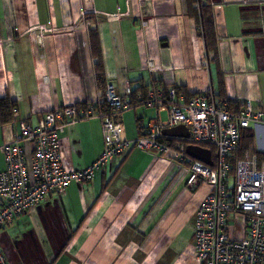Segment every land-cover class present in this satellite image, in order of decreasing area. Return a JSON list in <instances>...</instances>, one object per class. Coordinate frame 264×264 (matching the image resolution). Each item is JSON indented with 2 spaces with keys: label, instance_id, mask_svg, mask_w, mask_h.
Wrapping results in <instances>:
<instances>
[{
  "label": "crops",
  "instance_id": "obj_1",
  "mask_svg": "<svg viewBox=\"0 0 264 264\" xmlns=\"http://www.w3.org/2000/svg\"><path fill=\"white\" fill-rule=\"evenodd\" d=\"M203 3L213 11L226 99L264 111V0ZM192 5L197 9L194 0H0V100L9 97L18 108L12 123L0 122V148L15 140L19 120L36 124L47 111L98 100L91 27L107 83L120 93L153 83L211 93L216 70ZM155 114L136 108L118 115L123 138L141 137L138 125L145 134ZM253 130L264 153V124ZM59 139L69 170L92 165L104 150L98 119L67 125ZM22 145L30 160L33 145ZM5 168L0 150V172ZM187 179L186 166L132 149L92 182L73 183L19 216L0 244H8L10 264H200L194 220L209 188L191 190Z\"/></svg>",
  "mask_w": 264,
  "mask_h": 264
},
{
  "label": "built area",
  "instance_id": "obj_2",
  "mask_svg": "<svg viewBox=\"0 0 264 264\" xmlns=\"http://www.w3.org/2000/svg\"><path fill=\"white\" fill-rule=\"evenodd\" d=\"M180 88L128 87L122 94L107 83L95 102L47 111L36 124L19 120L15 140L0 148L6 163L0 172V241L6 227L50 196L64 195L73 183L92 182L99 171L132 149L152 150L186 166L189 187L209 188L194 220L193 246L200 264H264V162L260 163L252 151L236 158L242 132L263 125L264 111L251 101L231 110L227 100H220L213 92L191 94ZM136 108L156 114L143 136L127 140L116 117ZM12 114H18L17 106ZM91 119L101 121L104 150L92 165L82 170L66 169L59 137L67 125ZM179 126L188 129V139L164 134ZM23 142L33 145L30 160ZM190 145L214 147L216 162L208 165L190 157ZM0 264H10L1 244Z\"/></svg>",
  "mask_w": 264,
  "mask_h": 264
},
{
  "label": "trees",
  "instance_id": "obj_3",
  "mask_svg": "<svg viewBox=\"0 0 264 264\" xmlns=\"http://www.w3.org/2000/svg\"><path fill=\"white\" fill-rule=\"evenodd\" d=\"M194 4H197V9H193V5L190 6L192 10H189L191 17L195 20L196 26L198 28V34L203 38L205 42L206 52H207V60L212 66L215 67L216 70V79L217 84L216 86L212 87L213 93H215L216 97L220 100H227L229 103V108L231 110H236L240 108L241 104L239 105L236 102L229 101L226 99V91H225V82H224V74L221 70L220 66V55H219V45H218V36L215 27V20L213 16V11L211 4L203 3V0H194ZM89 38H90V47L94 58L96 59L97 63L95 64V76L98 89L103 93L106 88L107 80L105 74V68L102 59V50H101V43L99 38V33L97 27H91L89 31ZM150 85H162V84H150ZM149 86V85H148ZM148 86L139 87V89H146ZM171 86V85H165ZM179 91H184L180 88ZM17 106V103L11 100L9 97L0 100V113L1 119L0 122L2 124H10L14 121V116L12 114V110L14 107ZM138 133L140 136L142 134V128L138 125ZM185 142L186 144L188 141H181ZM211 150L213 161L216 162V150L214 147L209 145H203ZM246 151H253L258 159L259 162H264V153L256 150L255 147V132L253 129H247L242 132L241 141L239 144V150L237 153L236 158H242Z\"/></svg>",
  "mask_w": 264,
  "mask_h": 264
},
{
  "label": "water",
  "instance_id": "obj_4",
  "mask_svg": "<svg viewBox=\"0 0 264 264\" xmlns=\"http://www.w3.org/2000/svg\"><path fill=\"white\" fill-rule=\"evenodd\" d=\"M166 136L176 137L181 139H188L189 132L188 129L184 126H179L171 129H167L164 131ZM187 154L201 162H204L208 165H213V161L211 158V150L203 148L201 146H188L187 147Z\"/></svg>",
  "mask_w": 264,
  "mask_h": 264
},
{
  "label": "rangeland",
  "instance_id": "obj_5",
  "mask_svg": "<svg viewBox=\"0 0 264 264\" xmlns=\"http://www.w3.org/2000/svg\"><path fill=\"white\" fill-rule=\"evenodd\" d=\"M186 186H187V188H189V189H191V190H197L199 187H201V186H199L198 188H192V187H189L187 184H186ZM34 224H36L35 222H34ZM12 236V235H11ZM193 241V240H192ZM8 245V244H7ZM6 244H4V246H3V244H1V246H2V248L3 249H5V251H4V253L6 252L7 254L9 253V251H8V246H7ZM6 253H5V255H6ZM7 256V255H6Z\"/></svg>",
  "mask_w": 264,
  "mask_h": 264
}]
</instances>
